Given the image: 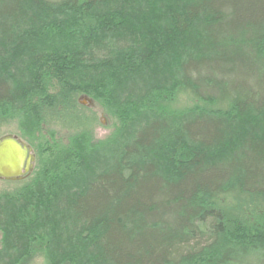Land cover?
I'll use <instances>...</instances> for the list:
<instances>
[{
  "label": "trees",
  "instance_id": "16d2710c",
  "mask_svg": "<svg viewBox=\"0 0 264 264\" xmlns=\"http://www.w3.org/2000/svg\"><path fill=\"white\" fill-rule=\"evenodd\" d=\"M100 62L108 66L94 71ZM154 74L173 88L150 87ZM106 75L127 81L100 90ZM79 93L114 127L104 145L81 139L68 154L35 130L81 114ZM203 107L213 113L188 119ZM12 123L36 155L19 211L44 225L35 235L23 222L20 243L3 236L0 251L16 264L41 245L45 264H264V0H0V127ZM163 142L190 148L183 165L156 154ZM102 158L110 169L86 182ZM217 208L241 228L231 248H218Z\"/></svg>",
  "mask_w": 264,
  "mask_h": 264
},
{
  "label": "bare ground",
  "instance_id": "6f19581e",
  "mask_svg": "<svg viewBox=\"0 0 264 264\" xmlns=\"http://www.w3.org/2000/svg\"><path fill=\"white\" fill-rule=\"evenodd\" d=\"M52 1H57V0H52ZM108 1L109 0H107V2ZM145 18L142 17L141 19L144 21V20L149 19L150 16H147ZM56 19H60V17H56ZM53 22H55V20H53ZM159 25H161V24L158 23L157 26H159ZM37 28H35V29H37ZM185 37H186V39H187V37H188V39H192V37L188 36V35H185ZM177 43H179L180 47L184 46L183 45L184 43H183L182 39H180V38H177ZM154 48L155 49L157 48L159 50V45L155 46ZM31 49H32V52H34L36 50L35 47H31ZM101 54L105 55L107 53L104 51H101ZM148 54L149 53L147 52L146 56ZM15 55L16 54H14L12 52L10 53V57H14ZM110 57H116V55H111ZM113 59L115 60V58H113ZM46 64H47L46 60L43 59V61L41 60L38 65L43 67ZM118 64L121 65V64H123V62H119ZM106 66H108V63H101L100 62L98 64V68H92V69L94 71L103 72V69ZM18 67L20 68V67H25V66H18ZM32 72H35L37 75L39 73V70L36 69L35 71H32ZM154 75L157 78V80H159L160 82L156 83V78L153 77V79L149 82L150 87L152 86L153 88H155L157 90L161 89V88L171 90L173 88L174 82H175L174 79H169L168 81L165 82L162 79H160L157 74H154ZM68 79H69L68 81L70 83L73 82L70 78H68ZM118 79L120 81L124 80V82L127 81V78L125 77V75H122L118 78L117 77L115 78L113 75H106V76H103L99 79V82L96 83V87L101 90L105 87V83L111 85L114 82L116 84ZM125 86H127V85H125ZM128 88L130 89V87H128ZM48 89L52 92V88L50 86L48 87ZM130 91H132V90L130 89ZM76 98H77V102H79L82 106H84L83 108H80L81 114H79V112H77V111H74V112L69 113V115L68 114H66V116L64 115L65 116L64 118H55L56 120L54 122L51 121V123H49L47 121L48 119L47 120L45 119L43 122H41L40 127H38L35 130V133L42 132V131L45 133L50 132L51 134H53V135H51L52 138H50V139H53V141L55 140L57 144H61L62 141L64 140L65 146L67 147L66 149L68 151V154L71 153L73 148H74V145H75L74 141H78V140L82 141L81 139H86L87 142H85V143H87V146L92 148V149L95 147H100V146L104 145V142L102 141L103 139H99V140L96 139L94 137L93 132L90 129L93 126V123L90 120L91 117L95 118L94 125L96 124L95 112L92 109L93 107L83 104L81 99H87V101L91 102L92 104L93 103L96 105H98V104L92 98H90L86 95H83V93H79L78 95H76ZM135 105H136L135 106L136 108L142 110L143 114H145V111L147 108H146V103L143 100L138 101ZM166 107H168V105L164 104L162 109L164 110V109H166ZM101 109L105 112V110L102 107H101ZM204 113H213V112L211 110L209 111L207 108L203 107L198 112L189 114L188 119L195 120V119L199 118L200 116H202ZM105 114H106V112H105ZM129 118H130L129 115H126V120H129ZM132 119H133V117H132ZM136 119H137V117L134 118L133 121H135ZM121 122H122V120L120 118H117V124L120 125ZM149 123H151V120H144L143 122H140L138 125L129 124L128 125V133L125 136V138H126L125 141H128L130 144L135 142V138L138 135L139 130L146 127ZM2 137H0V138H2ZM104 148H107V147L104 146L103 149ZM187 148L182 147L181 149H177V147H175L171 143H166V142L157 143L153 146V149H155V152L158 156H160L164 160L170 159L173 164H175L174 159H173V158H175V160L179 163L178 165H183L182 162H184L185 159L179 158V157L183 156V151L187 152V150L190 149V148H188V149ZM198 148H199V146H197L195 149H198ZM102 151L105 154L106 151L105 150H102ZM191 151H193L192 148H191ZM155 160H158V159L155 158ZM208 161L211 162L209 159H208ZM100 162H101L100 165H97V166L93 165L92 169L94 172L91 174V175H93V177H91L89 179L90 181L87 180L86 182H93V181H95V179H98V177H100V175L102 173L106 174V172H108V170L110 169V167H107V163L109 162V160L107 161L106 158H102ZM156 163L158 165V161H156ZM35 169H36V165L34 164L33 170L26 174L27 177L25 179L17 180V183L20 185L17 187L16 190H14L12 192H7V193H3L2 191L0 192V207L4 208V213L8 216L5 220L0 222V232L5 238L10 239L12 237L16 240V242H19V243L21 242L22 238H24V234L20 231L18 226L23 225V222H25V225L29 226L27 219L28 218L29 219H33V218L35 219L36 218V212L35 211L28 212L27 216L26 215L22 216V214L19 211V209H20L19 207H21V203L23 202L22 199L24 197V192H22V191L26 188V186L29 183L32 182V181L31 182H28V181L31 180L29 178L32 176ZM0 181H5V182H9V183L16 182L13 180H6V179H2V178H0ZM22 181H24V182L21 184L20 182H22ZM34 181L35 180H33V182ZM78 181H80L79 178L76 180V182L78 183ZM25 182H28V183H25ZM33 182H32V184H33ZM12 195H13V198H10V197H12ZM227 198L230 199V196H228ZM217 199L218 198H214L213 203H215V201L217 203ZM217 210H219V209L217 208ZM219 213H220V216H221L222 221H223L222 222L223 223V225H222L223 226L222 227L223 235H221L220 243L219 242L217 243L218 248H220V249H225L227 247L231 248L234 245L239 244V242L236 241V238H238V235L240 232L239 229H241V228L238 227L237 223H235L237 226H234V225L229 224L226 220L224 221L223 218H224L225 212H222L221 210H219ZM38 218L42 219L43 217L39 216ZM43 222H45V221L43 220ZM15 223H16V225H15ZM43 224H45V223H43ZM42 226H44V225L32 224L29 226V230L33 234L37 235L40 232V229ZM31 237L32 236H30L29 238H31ZM240 246L242 247V244ZM21 247H22V244H20L19 249ZM25 248H26V245H25L24 249ZM0 260L4 261L5 264H16L12 255L7 251H3V250L0 251Z\"/></svg>",
  "mask_w": 264,
  "mask_h": 264
},
{
  "label": "rangeland",
  "instance_id": "374dc122",
  "mask_svg": "<svg viewBox=\"0 0 264 264\" xmlns=\"http://www.w3.org/2000/svg\"><path fill=\"white\" fill-rule=\"evenodd\" d=\"M135 5H136V7H141L137 3H135ZM104 8L107 10L108 9L110 10L111 9V3H109ZM121 9L125 10V12L131 11V9L130 10L126 9V8H121ZM187 39H188V37H187ZM166 61H168V60H166ZM19 69H25V67H20ZM81 101L83 102V104L93 107L92 109L95 112L96 124L93 126L94 137L98 140L104 139L110 133V131L112 130V127H114L113 120L111 119V117H109L108 115L105 114V112L101 109V107L99 105H96L94 103L92 104L91 102H88L87 99H81ZM10 125H5V126L2 125V127H0V137L4 136L6 134H15V135L17 134V136L22 141H24L26 144L30 145L28 142L25 141V139L21 138L20 135H18V133H21L18 125L14 124V123H12L11 126ZM63 142H64V140H63ZM33 150H34V148H33ZM19 185L20 184H18L17 181L13 182V183L0 181V192L1 191L3 193L12 192V191L16 190ZM2 241H3V235L0 232V247L2 246ZM42 247H43V245L38 246V247H36V246L31 247L32 250L28 251L24 256H22L19 259L20 261H17V263L18 264H45V260H44L43 256H41L42 251H43ZM10 254H13V253L10 252ZM27 254H29V255H27ZM2 262H4V261H2Z\"/></svg>",
  "mask_w": 264,
  "mask_h": 264
},
{
  "label": "water",
  "instance_id": "95a60500",
  "mask_svg": "<svg viewBox=\"0 0 264 264\" xmlns=\"http://www.w3.org/2000/svg\"><path fill=\"white\" fill-rule=\"evenodd\" d=\"M33 149L17 136L9 134L0 138V178L21 180L33 170Z\"/></svg>",
  "mask_w": 264,
  "mask_h": 264
},
{
  "label": "flooded vegetation",
  "instance_id": "af4514ba",
  "mask_svg": "<svg viewBox=\"0 0 264 264\" xmlns=\"http://www.w3.org/2000/svg\"><path fill=\"white\" fill-rule=\"evenodd\" d=\"M27 176H25L24 178H26Z\"/></svg>",
  "mask_w": 264,
  "mask_h": 264
}]
</instances>
